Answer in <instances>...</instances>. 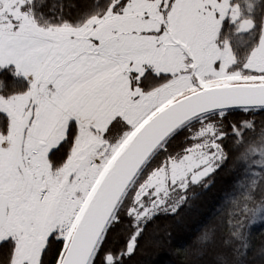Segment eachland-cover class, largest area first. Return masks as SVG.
Instances as JSON below:
<instances>
[{
	"label": "snow or ice",
	"instance_id": "snow-or-ice-1",
	"mask_svg": "<svg viewBox=\"0 0 264 264\" xmlns=\"http://www.w3.org/2000/svg\"><path fill=\"white\" fill-rule=\"evenodd\" d=\"M153 244L264 264V0H0V264Z\"/></svg>",
	"mask_w": 264,
	"mask_h": 264
},
{
	"label": "trees",
	"instance_id": "trees-1",
	"mask_svg": "<svg viewBox=\"0 0 264 264\" xmlns=\"http://www.w3.org/2000/svg\"><path fill=\"white\" fill-rule=\"evenodd\" d=\"M193 219H195V213L192 214L191 218L186 219L185 223L191 224ZM160 224L161 228L156 235V239H163L164 230L167 229L172 231L175 242V237L178 233L177 226L171 224V222L164 221H160ZM141 243L143 245V241ZM171 259L172 257H170V249L167 245L158 246L156 244H153L147 247L145 251L138 253L131 261V264H170Z\"/></svg>",
	"mask_w": 264,
	"mask_h": 264
},
{
	"label": "rangeland",
	"instance_id": "rangeland-1",
	"mask_svg": "<svg viewBox=\"0 0 264 264\" xmlns=\"http://www.w3.org/2000/svg\"><path fill=\"white\" fill-rule=\"evenodd\" d=\"M171 257V256H170Z\"/></svg>",
	"mask_w": 264,
	"mask_h": 264
}]
</instances>
